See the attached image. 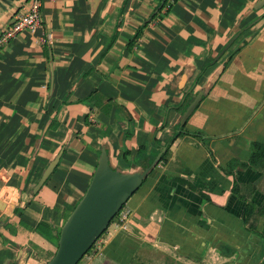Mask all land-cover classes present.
Listing matches in <instances>:
<instances>
[{"label": "crops", "instance_id": "crops-1", "mask_svg": "<svg viewBox=\"0 0 264 264\" xmlns=\"http://www.w3.org/2000/svg\"><path fill=\"white\" fill-rule=\"evenodd\" d=\"M27 1L0 0V28ZM161 2L42 0L40 25L0 50V264H45L101 150L133 172L139 147L160 159L96 264H264L243 224L264 199V158L249 162L264 144V0ZM192 88L188 133L166 149Z\"/></svg>", "mask_w": 264, "mask_h": 264}, {"label": "water", "instance_id": "water-1", "mask_svg": "<svg viewBox=\"0 0 264 264\" xmlns=\"http://www.w3.org/2000/svg\"><path fill=\"white\" fill-rule=\"evenodd\" d=\"M230 40L223 51L231 44ZM200 92L182 112V126L200 100ZM161 152L146 168L121 172L112 168L108 155L101 150L91 181L80 200L64 221L58 234L56 250L45 264H77L106 231L127 200L142 184ZM47 172V171H46ZM44 173V176L46 175Z\"/></svg>", "mask_w": 264, "mask_h": 264}, {"label": "trees", "instance_id": "trees-1", "mask_svg": "<svg viewBox=\"0 0 264 264\" xmlns=\"http://www.w3.org/2000/svg\"><path fill=\"white\" fill-rule=\"evenodd\" d=\"M175 1L176 0H162L161 5H160V8L162 6H164L165 4H167V3H168V7H169L170 4L172 2H175ZM138 34L139 33H136V35H138ZM197 79H198V77H197ZM194 94H195V90L192 88L189 92H187L185 94L184 99L181 101V103H179V105L176 106V108L178 110H180L181 113L185 109L186 103L188 102V100H187L188 97L190 95H194ZM184 126L185 125H182V126L178 125L177 129L166 140V142H165L166 149L169 148V146L171 145V143L177 137H179L180 135H183V134H187L188 133V132H186L184 130ZM157 143H159V142H157ZM251 147H252V152H251L250 157H249V162H250L251 165H254L255 166L260 159H263L264 158V144L263 143H259V142H252L251 143ZM143 151H144V148L143 147H139V149L137 151V155L140 158H143L144 159V162L142 163V166L144 168H146V167H148L153 162V159L155 158L156 155L155 154H152L151 156L150 155L149 156H144V152ZM125 154H127V153H125ZM232 192L233 193H236V195L237 194L239 195V191H237V187H236L235 184L232 187ZM124 206H125V204L123 205V207ZM123 207L121 208V210L123 209ZM245 209H246L245 210V217H244V221H243V224L245 225V228L249 232L254 233L256 235H259L262 238H264V230L263 231H259L257 229V227H256V222H255L256 219L258 218V216H261V215L264 216V199H263L261 205H259V206H256L253 202H246L245 203ZM119 212L116 214V216L113 218V220L118 217ZM113 220L111 222H113Z\"/></svg>", "mask_w": 264, "mask_h": 264}, {"label": "built area", "instance_id": "built-area-1", "mask_svg": "<svg viewBox=\"0 0 264 264\" xmlns=\"http://www.w3.org/2000/svg\"><path fill=\"white\" fill-rule=\"evenodd\" d=\"M41 6L42 0H28L13 14L10 23L0 28V50L19 33L34 31L40 25ZM121 216L125 217L124 214Z\"/></svg>", "mask_w": 264, "mask_h": 264}, {"label": "rangeland", "instance_id": "rangeland-1", "mask_svg": "<svg viewBox=\"0 0 264 264\" xmlns=\"http://www.w3.org/2000/svg\"><path fill=\"white\" fill-rule=\"evenodd\" d=\"M263 218H264V216L263 215H261ZM68 217V216H67ZM107 234V233H106ZM106 234H105V232L102 234V236L100 237V239L98 240V241H96L95 242V245L90 249V251L77 263V264H87L86 263V261H88V260H92L93 262H95L96 261V259H98V257H99V253H97V252H99V250H97V247H101V245L103 244V240H105V237H106ZM101 240V241H100ZM55 241H57L56 239H55ZM54 252H55V250L53 251V252H48V253H44L43 254V252H41V255H42V257H45V259H46V261H45V263L48 261V260H50L51 259V257L53 256V254H54ZM39 255H40V252L38 251L37 252ZM47 255V256H46ZM142 257H143V259H144V261H143V264H158L157 262H155V261H153L151 258H147L146 256H143L142 255ZM95 259V260H94ZM83 260V261H82ZM82 261V262H81ZM98 261V260H97ZM97 261L95 262V264L97 263ZM41 264V263H40Z\"/></svg>", "mask_w": 264, "mask_h": 264}]
</instances>
